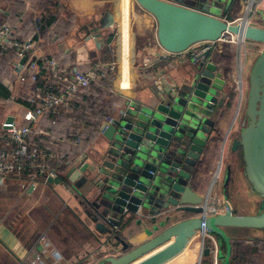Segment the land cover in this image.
Segmentation results:
<instances>
[{"label": "crops", "instance_id": "1", "mask_svg": "<svg viewBox=\"0 0 264 264\" xmlns=\"http://www.w3.org/2000/svg\"><path fill=\"white\" fill-rule=\"evenodd\" d=\"M259 1L258 11L264 14V0ZM183 3L211 11L199 2ZM245 3L247 0H233L216 15L240 20ZM109 14L114 21L101 31ZM262 24L264 19L256 15L251 20L256 27ZM4 25L13 29L19 41L34 42L35 48L28 52L24 63L12 49L0 55V153L6 147L13 148L6 145L9 135L3 125L14 122L24 126V115L37 108L38 94L59 92L51 77L52 60L70 75L78 71L97 76L87 91L72 98L67 106L46 112L31 126L34 132L31 147L37 150V157L30 160L35 165L34 173L37 167L45 165L56 171L57 178L70 188L51 184L39 176L33 179L32 187L28 171L22 179L10 176L0 186V264H25L36 253L43 255L41 264H97L123 254L124 244L131 250L145 243L149 239L145 233L149 223L144 220L139 225L138 218L129 214L118 220V226L109 225L111 233L99 232L96 224L85 216L80 196L71 193L77 182L70 183L67 175L84 164L100 165L109 146L101 132L103 123L117 119L140 100L151 98L149 87L154 82L169 75L183 84L193 64L191 54L195 47L165 57L156 40L155 18L132 0H0V27ZM97 34L101 37L97 38ZM252 46L248 41L240 44L234 37L228 43L217 42L211 53L217 67L223 68L229 88L217 98L219 106L212 125L208 165L192 183L201 196L211 191L208 204L218 200L221 209L229 205L238 216L260 214L264 202V197L247 179L241 151L232 150L234 141L250 121L249 79H245L244 73L246 70L250 73L253 65L249 56ZM32 63L38 64L42 74L35 82L31 80ZM239 75L244 81L242 92L237 86ZM106 87L108 90L104 92ZM84 178L88 180L85 173ZM78 189L80 195L89 199L98 193L86 181L79 182ZM225 231L231 244L229 264H264V230L226 228ZM42 236L48 239L56 255L45 253L40 245ZM187 239L178 254L165 263L155 264H209L202 253V237L195 232ZM218 244L226 256L225 244L223 249Z\"/></svg>", "mask_w": 264, "mask_h": 264}, {"label": "water", "instance_id": "2", "mask_svg": "<svg viewBox=\"0 0 264 264\" xmlns=\"http://www.w3.org/2000/svg\"><path fill=\"white\" fill-rule=\"evenodd\" d=\"M132 1L155 18L156 40L170 54H182L201 43H216L225 36L235 37L240 44L248 41L264 46V27L249 24L247 17H219L184 0ZM198 2L211 10V1ZM107 19L101 31L114 21L112 14ZM213 60L211 53H206L199 63L192 64L183 84L169 75L154 82L149 87L151 98L140 100L117 119L103 123L101 132L109 146L100 165L84 164L69 171L68 181L77 182L76 190L70 191L80 196L84 213L99 232L111 233L109 225L118 226L120 216L128 214L137 217L139 225L144 220L149 223L145 243L131 250L124 244L123 254L97 264L165 263L181 251L188 235L200 230L203 223L217 240L223 239L227 248L223 264H229L231 244L226 228L264 230V202L258 215L238 216L228 205L223 214L201 217L211 191L201 196L192 183L208 165L217 98L229 88L223 68ZM247 117L249 124L241 130L232 150L241 151L247 179L264 197V50L250 71ZM84 173L88 180L83 179ZM83 181L98 192L92 199L79 194L78 184ZM48 182L70 188L60 178H49ZM203 255H210L208 247Z\"/></svg>", "mask_w": 264, "mask_h": 264}, {"label": "built area", "instance_id": "3", "mask_svg": "<svg viewBox=\"0 0 264 264\" xmlns=\"http://www.w3.org/2000/svg\"><path fill=\"white\" fill-rule=\"evenodd\" d=\"M259 2V0H247L248 7L244 17L248 18L249 24H251V20L257 13L256 5H258ZM227 37L230 39H225ZM231 40L234 41V37L225 36L221 41L228 43ZM216 43L207 42L194 46L195 48L191 54L192 63L197 64L206 53L214 52ZM34 48V42L30 40L19 41L16 39L14 31L10 26L4 25L0 27V55L8 49H12L16 52L19 59H24L27 57L28 52H31ZM161 51L164 53L165 57L180 55L170 54L162 48ZM51 66L53 68L51 77L53 82L58 85L59 92L53 91L44 95L38 94L36 96L37 108L24 115V121L26 123L24 126L17 125L14 122H7L3 125L9 135V142L6 145H11L13 148L6 147L5 150L0 153V186H3L5 180L10 176L15 178L20 177L22 179V175L26 171L30 174L29 182L32 187L35 186L33 179L36 176L41 177L44 181L49 178L58 177L56 171L48 169L45 165L37 167V170H35L34 173L32 168L35 165L30 163V160L37 157V150L31 147V139L34 133L31 126L38 123L46 112L54 111L60 107L67 106L72 98L76 97L79 93L87 91L95 81L97 74L76 71L73 75H70L68 71L55 60L51 61ZM31 69L33 71L31 80L35 82L42 77V74L39 72L37 63H32ZM111 70L112 72L115 71V67L113 66ZM237 86L242 92L244 88V81L241 75L237 78ZM219 169L220 167L218 170ZM227 210V207L225 209H221L218 200H215L206 206L205 212L201 217L206 219L223 214L227 212ZM197 233L203 239L202 253L204 249L208 247L210 249L212 264H221L222 259L220 257V246L216 236L206 229L205 223L202 224V228L198 230ZM40 245L43 247L45 253L56 255V252L53 250L50 242L45 236L40 237ZM42 261L43 255L36 253L34 258L27 260L25 264H41Z\"/></svg>", "mask_w": 264, "mask_h": 264}, {"label": "rangeland", "instance_id": "4", "mask_svg": "<svg viewBox=\"0 0 264 264\" xmlns=\"http://www.w3.org/2000/svg\"><path fill=\"white\" fill-rule=\"evenodd\" d=\"M190 0H187V2H189ZM204 2H209L211 1L212 2V7H210L211 9V12L213 14H217V13H220L219 10H222L226 4L230 3L231 1L233 0H203ZM191 3H193L194 5L197 3V0H192ZM245 8L247 9L248 7V3H245ZM246 9L243 10L244 12V15L246 13ZM256 10L258 11V5H256ZM241 18H243V16ZM256 16L258 17V19H264V14L262 12H260V10L258 11V13H256ZM262 27H264V24H262ZM261 27V28H262ZM227 40H229L230 38L227 37L225 38ZM248 43H252L254 46L251 47V50H252V54L250 52V64L252 65L254 62H255V59H257V57L261 54V52L264 50V46L262 44H258V43H254V42H248ZM239 53V52H238ZM236 54V53H235ZM243 54V53H242ZM240 55H241V52H240ZM239 55V57H240ZM240 60V59H239ZM244 60V59H243ZM248 69V68H247ZM117 71V70H116ZM117 74V72L115 73V75ZM249 74L246 70V72L244 73V77L245 79L248 81L249 79ZM108 85V84H107ZM108 90V87H106V89L104 90V92H106ZM103 92V93H104ZM247 96V91L245 93V97ZM85 216L90 220V218L85 214ZM120 218L122 219V216H120ZM218 242L222 245V249H223V244H224V241L223 239H219ZM220 257L221 259L225 258L224 256V252L221 250L220 251Z\"/></svg>", "mask_w": 264, "mask_h": 264}, {"label": "trees", "instance_id": "5", "mask_svg": "<svg viewBox=\"0 0 264 264\" xmlns=\"http://www.w3.org/2000/svg\"><path fill=\"white\" fill-rule=\"evenodd\" d=\"M206 259L209 261V264H211V261H210L211 260V256L210 257L208 256Z\"/></svg>", "mask_w": 264, "mask_h": 264}]
</instances>
